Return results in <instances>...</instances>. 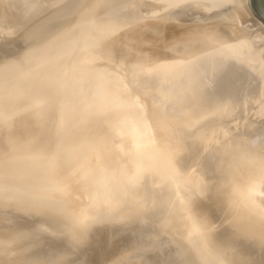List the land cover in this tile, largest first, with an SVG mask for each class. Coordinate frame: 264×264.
Here are the masks:
<instances>
[{
  "label": "water",
  "instance_id": "water-1",
  "mask_svg": "<svg viewBox=\"0 0 264 264\" xmlns=\"http://www.w3.org/2000/svg\"><path fill=\"white\" fill-rule=\"evenodd\" d=\"M107 3L106 0H96L92 8L76 7L69 24L52 25L50 22L56 20L53 23H58V17H64L61 9L52 20L45 17L46 29L57 26L56 30L45 35V41L37 42L33 48L23 46L0 55V200L14 191H22L30 197L24 207L0 201V210L8 217H17L13 219L17 223L18 217L22 221L18 223L19 234L16 236L21 249L28 252L23 264L40 261L45 256V264L54 263V258L47 254L49 244L60 241L49 232L43 239L33 225H37L35 217L38 215L54 213V205L47 206L42 198L36 201L35 195L31 196L36 189L41 192L50 187L49 183L59 182L55 175L45 176L47 185H39L34 165L47 164L45 151L50 157H55V148L63 144L66 148L62 157L64 168H70L73 173L75 168L78 175L74 176L84 178L83 170L80 172L84 162L89 164L86 172L91 168L94 170L95 166L99 168V164L117 161L115 157L123 162L119 165L121 170L125 167L132 170L129 163L136 160L141 163L128 147L131 138L141 145L142 150L148 146L138 140L151 138L150 141L156 143L152 156L158 161L172 163L169 169H165L168 184L163 187V191L168 190L172 194L169 195L171 207L163 208L165 222L172 225L166 227L164 219L159 218L140 221L142 232L136 237H144L147 243L144 249H138L133 255L166 249L174 260L181 257L182 264H264V128L246 121L244 114L241 116L234 105H225L223 101L215 117L194 124L191 129L182 126L180 122L184 115L179 109L171 112L170 116L165 113L170 110L168 107L173 106L172 101L180 93V88L152 86L140 72L123 63L122 56L110 63L98 64L99 69L103 67L104 73H108V82L113 83L108 85V93L103 89L98 92L103 100L108 95H125L127 100L120 98L119 104H104L97 115L93 102L82 97L85 77L72 85L69 82L67 86L59 84L63 76L68 80L78 78L67 75L65 65H69L67 62L78 55L82 44L85 45L86 39L82 32L77 31L81 19L85 15L89 17L93 10L102 14V7ZM245 3L253 18L264 28V0H245ZM71 4L67 5L65 13ZM85 21L82 23L87 25ZM69 32H77L72 44H69ZM184 51L182 47H168L173 57ZM57 57L60 63L65 59L63 67L53 66ZM112 66L126 71L127 75L120 74ZM76 67L70 72L79 75ZM112 75L123 84L122 91L117 90L118 85L110 78ZM64 121L67 122L65 131L56 137L55 131ZM104 121L107 122L105 125ZM96 124L102 126L103 134L99 136L93 130L87 133L88 127L92 125L94 128ZM127 132H131L130 138L126 136ZM109 156L113 158L108 160ZM41 158L42 162L38 163ZM75 158H78L76 164L71 161ZM71 162L72 167H69ZM101 171L111 172L109 178L117 177L106 167ZM147 173L143 171L141 176ZM124 175L126 179L122 183L126 185L130 186L136 180L132 172ZM20 177L22 182L18 184ZM77 178L78 185L83 183ZM59 185L67 186L65 181ZM40 194L43 195L42 192ZM165 199H168L166 195ZM187 212L193 215L196 226L190 223ZM180 251H184L183 255Z\"/></svg>",
  "mask_w": 264,
  "mask_h": 264
},
{
  "label": "bare ground",
  "instance_id": "bare-ground-1",
  "mask_svg": "<svg viewBox=\"0 0 264 264\" xmlns=\"http://www.w3.org/2000/svg\"><path fill=\"white\" fill-rule=\"evenodd\" d=\"M12 1L13 4L9 6H16L12 7L15 13H17L19 7L23 12L25 11L23 10L24 5L25 9L30 7L33 10H29L32 11L30 17L35 16L37 11L42 9V6H40L42 0ZM107 1L108 3L102 7V14L99 10H93L89 14L90 18L88 15L83 16L80 27L77 28V31L82 32L83 38L86 39V42H84L86 46L82 44V47H79L81 51H78V55L67 62L69 65H65V68L67 67V75L70 74L71 77L78 78L68 80L67 76H63L59 83L67 86L69 82L72 85L85 77L83 81L85 84L82 85V97L93 102L95 114L104 104H119L120 101L118 100L120 98L123 101L127 100L125 95V98L120 95H108L103 100L99 95L100 92H98V90L103 89L104 93H108V85L113 84L108 82V73H104L103 67L99 69L101 67H98V64L110 63L116 60L115 58L118 59L122 56L123 63L140 72L144 78L151 81L152 86L180 88V93L176 94L175 99L172 101L173 106L168 107L170 110H166L165 113L170 116L171 112L179 109L184 115L180 122L182 126L191 129L195 127L194 124H200L207 118L215 117L214 114L225 103V105H234L241 116L244 114L243 117L246 121L250 120L251 123L264 128V28L258 24L247 10L245 0ZM95 3L96 0H74V2L69 3L72 5L70 10L63 14V18L61 16L58 23H53L56 20L50 23L52 25L61 22L69 24L73 16L71 15L73 9L76 7L78 9L80 6H91L90 8H92ZM32 4L38 6L36 11L35 6H31ZM66 7H63V11ZM52 13L49 12L47 15L43 12V14H46L44 17ZM57 13L58 11L54 13V17L58 15ZM49 17L51 20V16ZM40 19L38 20L40 21ZM84 20H86L87 25L82 23ZM195 20H200V22ZM18 23H21V21ZM24 23L25 21H22L21 26L23 24V27H26V23ZM28 23L30 22L28 21ZM39 24L41 23L36 26L38 31L41 27H45V23H42L43 25L40 27ZM33 25L35 26L34 23ZM45 30L41 29L42 32ZM31 31H34V29L21 33H31ZM42 32L37 33L43 35ZM46 32L48 31H45V34ZM69 33L67 34L71 39L69 44H72L77 32ZM31 34L33 35V33ZM31 34L25 35H29L31 39ZM5 36H7L6 38L11 37L9 34ZM21 37L23 38V36ZM15 39L17 41L18 38ZM43 39L38 42L45 41ZM19 40L22 39L19 38ZM76 41L78 43L79 40ZM23 42L21 41L22 44ZM27 44L30 45V48L35 46ZM17 46H14L16 47L14 49H17ZM19 46L23 47V45ZM170 46L182 47L185 51L181 55L173 57L168 52ZM25 47L28 48V46ZM0 53L2 55L4 52L0 51ZM58 58L54 59L53 66L60 67L61 65L63 67L65 59L60 60L62 62L60 63L57 62ZM73 65L74 67L77 66V74L80 73L79 75L70 72L75 69ZM89 76L92 79H87ZM188 77L190 80H188ZM110 78L118 85L117 90L122 91L123 84L118 82L117 76L112 75ZM182 97H185V99L181 100ZM60 117L58 116V119ZM203 117L204 119H201ZM230 121H233V119H230ZM106 123L104 121L103 124ZM96 125L98 127L94 125V128L92 125L88 127L87 133L90 134L93 130L99 136L103 134L102 126ZM65 126H67V122L64 121L57 127L56 137L65 131ZM130 134L131 132H127L126 136L130 138ZM131 139L128 147L136 153L134 158H139L141 161V163L138 160L129 163L132 170H128L126 167L121 170L119 165H122L123 162L115 157L117 161L99 164V168L95 166L94 170L91 168L87 172L86 169L89 168V164L84 162L80 172L83 170V177L86 180L81 176L77 178L74 175H78V170L76 171L73 168V173L70 168H64L62 157L66 148L63 144L59 148H55V157H50L45 151L47 164L46 162L40 163L39 161L42 162L43 159L41 158L38 159L40 164L34 165L36 170L34 173L40 181L39 185L41 183V186L47 185L48 182L45 181V178L52 177V175L59 178L60 184H63L64 181L67 184V186L61 187L62 185H59V182L55 183L53 181L52 184L49 183L50 187L48 189L41 191L43 195L37 189L31 193V196L35 195L36 201L42 198L41 201L47 202V206L54 205L53 214H51L52 212L42 213L35 217L37 225L33 223L35 231L40 232L43 239H45L44 234L46 232L60 239L58 244H49L50 251L47 254L50 253V257L54 258L52 264L128 263L134 252L138 249H144L147 243L144 237H136L137 233L142 232L140 231L142 225L139 222L146 219H164L163 208L167 205L171 207L172 202L169 196H172L171 191H163V187L168 184V180L165 178V169H169L172 163L167 160L158 161L152 156L156 143H152L151 138L138 140L147 144L148 148L143 150L139 143H134L136 142L135 139ZM51 149L54 150V148ZM47 150L49 151V148ZM111 158L113 157H107L108 160ZM75 160L78 161V158L71 161L76 164L77 161L75 162ZM72 162L69 167H72ZM177 162L175 160L176 164ZM105 167L114 171L117 177L109 178L111 172L101 171ZM175 167H178V165ZM117 168L119 170L115 171ZM143 171L149 173L141 176ZM127 172H132L136 176V180L130 186L122 183L126 179L124 173ZM102 174L108 176H102ZM65 177L68 179L64 180ZM75 177L83 181L84 185L80 182L78 185ZM17 182L18 184L22 182V177L18 178ZM159 194L160 198H158ZM5 195V198L0 200L5 202L4 204L13 202L17 206L24 207L23 205L30 200L29 194L22 191L17 193L14 191ZM165 195L168 199L164 200ZM162 196L163 199H161ZM48 200L52 201L53 204ZM188 215L190 223L196 226L193 215L189 213ZM165 223L166 227L172 225L171 222ZM29 224L32 223L29 222ZM163 228L165 227H162L161 230H164ZM14 238L11 241L12 245L9 246L8 243L0 240V264H14V262H8L5 259L10 246L16 251L20 252L22 250L20 241L16 236ZM180 252L183 255L184 251ZM45 257L40 261L37 259L28 264H42V262L45 264ZM190 259L193 260L191 256ZM23 262L18 263L23 264ZM146 262L148 263V260ZM146 262L142 261L141 263L147 264ZM167 264L170 263L167 262Z\"/></svg>",
  "mask_w": 264,
  "mask_h": 264
},
{
  "label": "rangeland",
  "instance_id": "rangeland-1",
  "mask_svg": "<svg viewBox=\"0 0 264 264\" xmlns=\"http://www.w3.org/2000/svg\"><path fill=\"white\" fill-rule=\"evenodd\" d=\"M72 1L71 0H42L41 4H40V6H42V9L37 11V14L35 16H33L34 18H37V19H34L33 17H30V14L33 11L32 9H30V7H28V9L27 8L25 9V5H24V7H23V10H25L24 12L19 7V10H17V13H15V10L12 9V7H16V6H9V5L13 4V1L11 2V0L10 1H8V0H0V51L4 52V53H6V52L8 53L12 49L16 48V47H14V46H17L16 44L23 45L24 47L25 46L30 47V45H28L27 43L33 44V45L35 44V46L38 45L37 42L40 41L43 38L45 39V35L50 32V29H51V31L55 29V27L54 28H52V27L50 28L49 27L50 29L48 27H47V29H46V27H41L40 29L37 27L39 30H41V29L45 30L46 29L45 31H48V32H46V34H45V31L42 32L44 36L42 34H40V33L36 34L37 32H40V31H38L36 29V26L38 25V23H41V24H39V27L41 25H43L45 23L43 17L46 14L48 15L49 12H53L52 14H49V16H51V20H52L54 18V15H55L54 13L55 12L58 11V13H59V10H61V9L63 10V7L64 6L66 7ZM31 6H35V8H36L35 11L38 9V6H36L35 4H32ZM26 10H28V11H26ZM29 10H32V11H29ZM65 10H67V9H65ZM65 10L63 11L64 13L66 12ZM43 12H45L46 14H43ZM40 15L41 16L43 15V16L39 17ZM49 16H46V17H49ZM38 19H40V21ZM59 19H61V16L59 17ZM36 20H38V22H36ZM41 20H43V21H41ZM20 21H21V23H22V21H25L26 24L25 23L24 24H25L26 27H23V24L21 26V23H18ZM28 21L31 24L28 23ZM33 23L35 24V26L33 25ZM9 27H10V29H9ZM20 27H23V28H20ZM25 28H27V29H25ZM28 28H29V30H28ZM16 29H18V30H16ZM22 29H24V30H22ZM33 29H34V31H31V33H33V35L30 32L25 33V34H29V35L31 34V39H30L29 35L27 36L24 33L23 34L21 33V32L30 31V30H33ZM19 30H22V31H19ZM12 31H14V32H12ZM15 32H16V34H15ZM8 34L11 35V37L9 36L10 38L8 37L9 39L6 38L7 36H5V35H8ZM34 35H35V37H34ZM18 36H20V37H18ZM21 36H23L24 39ZM13 37H14V39H13ZM36 37H37V39H40V40H37ZM15 38H18L17 41H15L16 40ZM19 38L22 39V40H19ZM26 38H28V39H26ZM3 40H5V41H3ZM25 40H27V41H25ZM33 40H35V41H33ZM21 41L22 42L24 41L23 44L21 43ZM16 42H18V43H16ZM30 42H32V43H30ZM40 43H42V42H40ZM25 44H27V45H25ZM19 45L17 46V49L21 48V46H19ZM31 48H33V47H31ZM17 49H14V50H17ZM4 53H2V54H4ZM112 67L114 68V66H112ZM114 69L116 71L120 72V74H122V75H127L126 74L127 72L122 70V69H121L122 71L120 69H118V68H114ZM0 130H1V125H0ZM2 213H3V211L0 210V240H3L4 242L8 243L7 245L9 246V245H12L11 241L15 239L14 236L19 234V229L18 228L20 227V225L18 223L21 222V221L18 220V219H20L18 217V219H17L18 223H17L16 220H13L14 218H16L15 216L8 217V216H5V213L4 214H2ZM169 252L170 251H166V249H164V250H160V251L159 250L152 251V253L151 252H146V255L141 253L139 255L142 258V260L139 257V255L137 254V257H135L136 255H133V257H135L134 259H133V257L129 258V261L127 260L128 263L123 262L121 264H139V262H140V264H144L146 262V260H148V263H150V264H152V262H153V264H157V263L158 264H160V263L163 264L164 262H165L164 264H167V262L170 263V264H172V263L173 264H182V263H180L181 257H180V259L178 258V259L174 260V258L171 257L172 255H170ZM27 253L28 252H26V250H21L19 252V251H16L15 249L11 248V246H10L8 248V250H7V256L5 257V259L8 260V262H12V261L15 262V263L21 262V261H23V259H25L27 257L26 256ZM133 260H134V262H133ZM135 260H137V261L135 262ZM142 261H144V263H141Z\"/></svg>",
  "mask_w": 264,
  "mask_h": 264
}]
</instances>
